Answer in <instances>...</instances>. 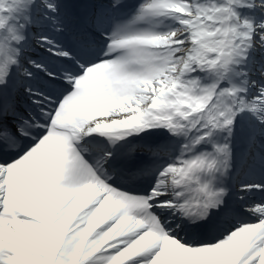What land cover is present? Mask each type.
<instances>
[{"label":"snow or ice","instance_id":"6c2138e0","mask_svg":"<svg viewBox=\"0 0 264 264\" xmlns=\"http://www.w3.org/2000/svg\"><path fill=\"white\" fill-rule=\"evenodd\" d=\"M97 257L264 264V0H0V264Z\"/></svg>","mask_w":264,"mask_h":264},{"label":"rangeland","instance_id":"374dc122","mask_svg":"<svg viewBox=\"0 0 264 264\" xmlns=\"http://www.w3.org/2000/svg\"><path fill=\"white\" fill-rule=\"evenodd\" d=\"M131 4V6H129L130 8H133V6H135L136 4L139 3V0H128V4ZM74 5V4H73ZM70 6V5H69ZM71 7V6H70ZM72 8L75 9L74 6H72ZM77 8H80V7H77ZM131 15H132V12L130 11L128 13V15L126 17H124L125 19H130L131 18ZM166 23H171L170 21H167ZM142 27H145L144 25H140L139 27H133L134 30H139L140 28ZM97 264H103V261L102 259H100L99 257H97Z\"/></svg>","mask_w":264,"mask_h":264},{"label":"bare ground","instance_id":"6f19581e","mask_svg":"<svg viewBox=\"0 0 264 264\" xmlns=\"http://www.w3.org/2000/svg\"><path fill=\"white\" fill-rule=\"evenodd\" d=\"M71 7L72 6H74L75 8H77V7H82V5H80V4H72V5H70ZM129 6H131V4L129 3ZM141 24H137V25H134L133 27H139ZM105 138V137H104Z\"/></svg>","mask_w":264,"mask_h":264}]
</instances>
